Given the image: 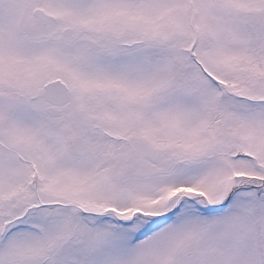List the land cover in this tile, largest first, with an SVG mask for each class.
Instances as JSON below:
<instances>
[{"label":"snow or ice","instance_id":"obj_1","mask_svg":"<svg viewBox=\"0 0 264 264\" xmlns=\"http://www.w3.org/2000/svg\"><path fill=\"white\" fill-rule=\"evenodd\" d=\"M0 264H264V0H0Z\"/></svg>","mask_w":264,"mask_h":264}]
</instances>
